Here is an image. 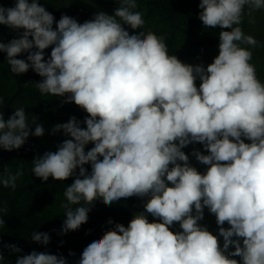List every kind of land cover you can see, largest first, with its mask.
I'll use <instances>...</instances> for the list:
<instances>
[{"label":"clouds","instance_id":"clouds-1","mask_svg":"<svg viewBox=\"0 0 264 264\" xmlns=\"http://www.w3.org/2000/svg\"><path fill=\"white\" fill-rule=\"evenodd\" d=\"M195 7L204 28L220 29L218 54L207 65L169 54L166 35L138 31L145 20L136 0H118L113 14L96 12L82 23L64 13L56 20L40 0L0 2V26L16 33L7 42L0 33L10 71L31 70L41 78V95L87 114L56 123L50 134L65 139L32 160L44 183L73 180L57 234L78 231L98 200L143 201L144 211L127 226L110 218L112 227L84 247L76 264H264V83L251 63L260 42L242 27L245 9L254 23L264 0H196ZM37 120L30 123L23 107L7 118L0 109V153L43 137ZM197 143L203 151H183ZM190 156L206 170L192 166ZM22 175L0 176V189H15ZM205 209L215 216L216 234L201 223ZM6 212L0 207V229ZM31 241L47 248L51 235L33 231ZM4 248L22 253L0 240V264ZM15 264L68 259L32 250Z\"/></svg>","mask_w":264,"mask_h":264},{"label":"trees","instance_id":"trees-1","mask_svg":"<svg viewBox=\"0 0 264 264\" xmlns=\"http://www.w3.org/2000/svg\"><path fill=\"white\" fill-rule=\"evenodd\" d=\"M0 2H3L6 7L12 4V0H0ZM40 3L55 16L56 20H59L61 14L64 13L77 18L81 23L91 19L96 12L105 11L111 15L118 6V0H40ZM136 3L137 9L135 10L140 11L145 20L143 28L138 31H143L145 34L151 31L157 36L166 35L169 54L176 55L182 62L193 65L201 62L207 65L206 62H210L215 54H218L220 29L204 28L198 19L200 9L195 7L196 0H136ZM253 17L254 23L250 22L247 9H245L242 27L245 34L254 36L260 42V47L253 50L254 60L251 63L256 66L258 79L264 83V10L253 13ZM0 33H2L4 42L16 35L3 26H0ZM241 47L248 48L250 46L241 45ZM45 52L50 55L51 48L46 49ZM4 56L5 54H0V97L3 99L0 109L4 111L7 118L9 115L7 101L17 90L18 84L6 65ZM17 58L26 59L24 55ZM16 77L20 90L11 104L13 111L20 107L25 108L29 122L31 123L32 117L36 116L37 122L42 123L45 128L43 137L30 136L24 146L57 145L65 137L62 133L51 135V128L56 123L67 122L72 115L81 120L87 115L74 103L61 106L59 97L41 95L35 86V81H39L41 78L31 70L20 76L16 75ZM196 83L199 86L200 81L197 80ZM91 147L92 145L87 146V148ZM193 148L203 151V147L199 143L189 145L183 151L190 155ZM42 154L12 153L7 161L0 166V176L5 177L9 171L15 174L22 169L23 175L18 178L17 185H24L12 190L0 189V207L7 209L3 215L6 225L0 229V240L5 245L16 244L22 249V253L11 254L7 248H4V264H15L17 256L30 253L32 250L63 254L67 257L68 264H76L84 247L94 239L101 238L104 232L112 227L107 223L110 218L115 223L127 226L134 216L144 211L143 201L136 197L121 199L111 206L98 200L89 213L88 222L83 224L78 231L70 232L64 236L58 235L65 218V209L61 207L62 204L67 203L64 190L73 180L70 178L59 182L50 178L48 182L44 183L36 178L32 173V160L36 155ZM193 160L195 158L190 156L192 166L200 172L206 170L207 166L199 162L195 163ZM86 167H89L90 170V166ZM148 218L150 222L153 220L150 215ZM201 223L206 224L209 231L216 234L218 229L215 216L209 214L207 209H205V218ZM173 230H179V225L177 224ZM33 231L50 233L51 242L47 248L31 241ZM220 239L222 242V238ZM61 240L64 241L62 246ZM70 251L75 252L76 255L69 256ZM237 259L239 258L237 257Z\"/></svg>","mask_w":264,"mask_h":264},{"label":"water","instance_id":"water-1","mask_svg":"<svg viewBox=\"0 0 264 264\" xmlns=\"http://www.w3.org/2000/svg\"><path fill=\"white\" fill-rule=\"evenodd\" d=\"M6 65L10 69V67L7 63V60H6ZM12 74L14 75V77L17 81L18 87H17V90L9 97V99L7 101V110L9 112V115H11L13 112V109L11 107L12 101L15 99V97L17 96V94L19 93V90H20L18 78L16 77V75L14 73H12ZM46 151H56V145L43 146V147L24 146L20 150H14L12 152H2V153H0V166L7 161L9 155L12 153H44ZM23 186L24 185H17L15 189L23 187ZM4 189H11L12 190V188H4Z\"/></svg>","mask_w":264,"mask_h":264}]
</instances>
